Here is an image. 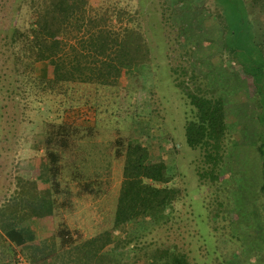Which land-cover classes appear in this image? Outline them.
Masks as SVG:
<instances>
[{"label":"rangeland","instance_id":"1","mask_svg":"<svg viewBox=\"0 0 264 264\" xmlns=\"http://www.w3.org/2000/svg\"><path fill=\"white\" fill-rule=\"evenodd\" d=\"M246 2L248 27L264 50V1ZM29 3L0 0V206L12 198L31 201L36 192L51 187L53 212L42 217L32 213L19 223H31L39 237L64 225L75 238L93 236L112 226L123 178L116 138L140 142L152 161L168 163L179 195L160 216L147 215L116 231L128 241H122L119 264H166L174 252L176 264H183L181 254L190 264H264L258 149L264 77L257 83L250 71L251 56L258 58V53L251 55L252 42L228 38L225 46L220 1L90 0L92 13L138 7L151 59L135 72L113 67L105 85L79 81L68 94L46 95L48 115L36 109L33 93L41 81L39 61L47 58L49 77L61 74L55 45L39 39L29 58L13 40L15 27L25 30L34 20L25 10ZM188 92L224 103L228 127L216 163L186 142L185 123L194 116ZM47 122L79 128L70 148L59 149L63 158L55 184L41 175ZM19 248L0 235V264H11L12 252ZM162 252L167 254L162 257Z\"/></svg>","mask_w":264,"mask_h":264},{"label":"trees","instance_id":"2","mask_svg":"<svg viewBox=\"0 0 264 264\" xmlns=\"http://www.w3.org/2000/svg\"><path fill=\"white\" fill-rule=\"evenodd\" d=\"M219 1L223 8L219 15L224 23L225 35L231 33V37L224 35L225 46L230 42L228 38H237L247 44L252 42L251 55L258 53L259 59L251 56L253 68L250 71L260 83L264 77V50L253 40L251 26L248 27L247 0ZM134 7H130L129 11L124 6L107 7L103 13H92L90 0H30L25 10L34 15V20L27 22L25 30L15 27L13 34L22 56L32 57L36 43L43 38L50 39L60 51L56 59L61 74L57 77L39 75L41 81L36 83L33 93L37 94L36 109L42 115L51 111L46 95L68 94L70 85L79 81L105 85L112 78L113 67L135 72L149 63L150 47L142 30L140 9ZM126 15L129 19L125 22ZM227 50L234 54V47L228 46ZM58 86L61 87L57 89ZM188 96L194 106V116L185 123L186 142L192 148H202L208 161L216 163L221 157L228 127L224 103L221 99L192 92H188ZM261 120V144L258 149L263 166L260 188L264 194V110ZM49 123L43 131L47 160L41 164V175L55 184L60 172V159L63 158L59 149L70 148L68 142L75 141L79 128L67 123ZM116 139L117 156L123 157V178L112 226L84 239L75 238L65 225L58 231L52 230L48 236L39 237L36 227L19 222L29 220L32 213L44 215L53 212L55 200L51 187L36 192L31 201L12 198L0 206V235L4 240L20 246L12 252V257L20 252L31 264H119L117 259L124 247L122 241H128L116 231L121 232L147 215L160 216V212L178 198L179 189L172 184L174 174L168 163L152 161L148 147L140 142ZM163 253L162 257L167 254ZM177 258L174 252L166 264H176ZM238 258L241 259V256ZM180 260L183 264H190L183 254Z\"/></svg>","mask_w":264,"mask_h":264},{"label":"crops","instance_id":"3","mask_svg":"<svg viewBox=\"0 0 264 264\" xmlns=\"http://www.w3.org/2000/svg\"><path fill=\"white\" fill-rule=\"evenodd\" d=\"M44 40H47V39H44ZM49 41V40H48ZM57 50V51H56ZM54 52H55V54L53 53V56H54V58H56V56L60 53V51H59V49H57V47H55L54 48ZM37 73L39 74V75H45V76H50L51 75V68H50V65H49V63H48V60H47V58H44V60H41V61H39V64H38V68H37ZM35 214V213H34ZM48 213H46L45 215H47ZM35 215H37V216H39V217H42V216H44V215H40V214H35ZM31 217V216H30ZM27 224H29V223H27ZM26 224V225H27ZM22 225V224H21ZM25 225V224H24ZM30 225H31V223H30ZM35 226H36V224H34ZM38 233H39V231H38ZM37 233V234H38ZM44 234H48V232L47 233H44ZM43 234V235H44ZM39 235V234H38Z\"/></svg>","mask_w":264,"mask_h":264},{"label":"built area","instance_id":"4","mask_svg":"<svg viewBox=\"0 0 264 264\" xmlns=\"http://www.w3.org/2000/svg\"><path fill=\"white\" fill-rule=\"evenodd\" d=\"M11 264H31L22 253L17 252Z\"/></svg>","mask_w":264,"mask_h":264}]
</instances>
